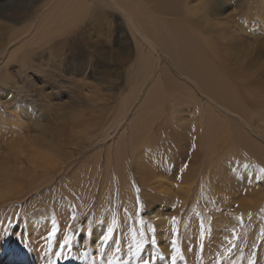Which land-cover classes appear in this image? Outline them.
Returning a JSON list of instances; mask_svg holds the SVG:
<instances>
[{"label": "rangeland", "instance_id": "1", "mask_svg": "<svg viewBox=\"0 0 264 264\" xmlns=\"http://www.w3.org/2000/svg\"><path fill=\"white\" fill-rule=\"evenodd\" d=\"M52 1L0 0V236L7 233L0 243V264H141L153 249L163 264H172L174 254L176 264H249L253 253L255 264H264V1L214 0L209 6L192 0L182 15L186 21L164 17L183 22L197 55L231 89L240 110L218 105L198 83L176 71L168 57L157 59V52L141 79L136 53L143 45L135 38L137 27L131 28L125 11L108 0H95L111 13L99 50L83 47L76 33L61 41L37 35ZM93 7L88 0L82 27ZM162 67L173 82L168 88L165 83L164 98H177L155 105L158 117L147 113L145 131L156 132L151 144L164 143L165 133L157 128L165 113L172 117L168 105L186 118L181 129L178 125L182 137L176 143L183 152V183L175 184L182 192L164 184L151 194L167 192L181 204L173 215L177 225L164 227L172 238L163 229L159 238L149 220L147 212L162 207L140 191L130 158L133 151L141 154L138 145L150 141L144 133L133 139L131 121L151 85L166 79ZM209 114L218 128L240 135L243 160L240 150L230 152L232 139L226 133L207 140ZM222 155L229 156L225 163L232 160L243 170L238 190L235 169L227 180L225 163H217ZM140 160L135 156V164ZM222 178H232V189ZM189 179L191 186L185 183ZM152 191L147 187L146 192ZM181 225L186 234H180ZM108 228L113 231L105 243ZM21 234L29 250L17 239ZM185 237L192 242L183 246L195 253L191 259L180 245ZM65 239L69 243L58 260L55 253ZM137 243L142 250L137 251Z\"/></svg>", "mask_w": 264, "mask_h": 264}, {"label": "bare ground", "instance_id": "2", "mask_svg": "<svg viewBox=\"0 0 264 264\" xmlns=\"http://www.w3.org/2000/svg\"><path fill=\"white\" fill-rule=\"evenodd\" d=\"M89 1L94 4V7L92 8V14L87 20V25H85V27H82V22L84 21L83 19L86 17L85 12H87V10L85 11V6L88 0H53L45 13V20L42 19L41 21V27L37 35H41V37L48 38V40L51 41L53 37L59 38L64 35L69 36L76 33V37L81 41V45L83 47L90 50H99L100 46L105 41V38L103 39V24H106L107 28L109 27V23L107 22L106 18L107 16L111 15V13L105 10V3H103V5H100L97 4L95 0ZM136 1H139L141 4L137 3ZM191 1L192 0H108L107 2H110L112 3V5L118 6V8L120 7L121 9H123V11H125V13L127 14V18L130 22L129 24L131 28L137 27V29L135 28V31L137 32L135 38L143 45L142 51H138L136 53V72L140 75V78L146 73L148 68L152 66L154 53L157 52V59H162V56L168 57L170 60V64L176 71H178L182 75L188 76L190 79L198 83L202 90L208 93L211 99H213L218 105L232 110H240L231 89L227 87L224 82L215 73H213L211 69L197 55L196 44H192L191 35L187 34L186 30L181 24L183 22L178 23L172 22L170 20H164L165 16H170L176 19L181 17V20L186 21L185 19H187V17L182 19V15L186 12V5ZM213 1L214 0H204V2H208L209 6L210 4H215L213 3ZM202 6L206 9H209V7L207 8L206 6H204V4ZM205 12H207V10H205ZM153 15H155L156 17ZM205 16L206 15H204V17ZM61 40L66 39L62 37L60 41ZM199 48L198 50H200ZM159 72H161V76L163 73L164 78L166 77V79L164 80V82L155 81L151 85L150 90L147 92L145 98H143L144 100L142 102V109L135 115V117L131 121V134H133V139L134 134L142 135L144 133L145 139L150 141L138 145V151L141 154L135 155V152L133 151V156H131L130 158L133 162L136 176L140 181V191L144 196L150 195V197H152L154 200H157L162 207L160 209V212H155L154 210L153 213L147 212L149 220L154 223L159 238L163 234L167 233L169 238H172V233L166 232L165 229L166 227L173 229L172 227L177 225L176 220L175 223H173V217H175L173 215L181 210V204L167 197L169 196L167 192H164L163 194L162 191H158L157 195L151 194L154 191H157L153 188L163 187L164 184L165 186H170L173 189H177L176 191H178L179 189L180 192H182L183 188L178 186V184H175L183 183V181L180 179L183 164L181 157H183V152H180V150L177 149L178 147H176V143L177 140L182 137V130H179L178 125L181 129L180 124L186 118L178 109L174 110L173 106L168 105L170 107L169 112L172 117L167 118L168 112L165 113L164 116H162V119L159 121V127L157 128L159 134H161V130L165 133V137H162V143H164L162 145L157 144L156 142L151 144V141L154 139L156 132H153L152 134L150 133V131H145V120L147 113H150L153 117H158L157 111H154V106L159 103H162L163 105L166 104L164 102L165 99L169 101V99L171 98H177H164L163 90L165 86L167 85L166 88H168V85L173 82L167 76L168 74H166L165 68H159ZM144 109L146 110V112L144 111ZM159 111H161L160 108ZM163 113L164 109L162 110L160 115H162ZM171 119H173L172 124ZM205 126L207 140L213 141V138L218 136L220 133H226L225 137L232 139L230 146H232L233 148L228 146L230 147V152H236L237 154L238 150H240V155L238 156V158L243 160V141L238 142L237 140V137H239L240 135L233 137L232 135H230V129L226 131V129L222 130L218 128L216 119L212 117L207 121V125ZM168 129L169 131L167 132ZM194 135L195 134H193V136ZM129 148H132V146L130 145ZM120 152L121 148L120 150H118V153ZM135 156L141 159L138 162V165L135 164ZM228 158L229 156H219L217 158V163H225L226 159ZM234 159H236V157ZM139 165H143L145 168L140 169L138 168ZM233 168L235 169V172L237 173V177L239 179L235 187V190H238L239 187L243 186V170L238 169L232 160L225 163L224 171H227L225 172V177L227 178L228 172ZM217 171L222 172L221 169H217ZM152 179H155L153 184H147ZM121 181L123 182V180ZM192 181V179L185 180V183L187 182L189 183V186H191L190 184ZM220 181H224L227 189H232L230 186L232 178L229 179V182H227L225 178H222ZM123 183L126 184V182ZM147 187L153 191L151 193H149L150 191L146 192ZM131 195L132 194H130V197ZM121 197H125V195L121 194ZM166 206L170 209V212L168 213H164L163 207ZM167 214L172 216V218H168ZM218 228L220 229V227ZM158 229H160V233ZM161 229H163L165 233L161 234ZM215 232L216 230L213 232V235L215 234ZM182 233L186 234V229L181 225L180 234L182 235ZM180 238L181 237L178 236L177 239ZM144 240H146V237L144 238ZM190 243H192L191 240L185 237V239L180 242V245L183 247ZM237 247H242V243ZM183 248L186 251L188 259H191L195 255V253L192 254V252H190L189 247ZM152 251L153 252L151 253V256H157L156 258L157 260H159L156 263L163 264L164 262L161 260V257H158V252L154 249ZM126 253L128 254V252ZM89 262L90 263L88 264H92L91 260ZM25 263L26 262L21 260H10V262H8V264ZM104 264L109 263L105 261Z\"/></svg>", "mask_w": 264, "mask_h": 264}, {"label": "snow or ice", "instance_id": "3", "mask_svg": "<svg viewBox=\"0 0 264 264\" xmlns=\"http://www.w3.org/2000/svg\"><path fill=\"white\" fill-rule=\"evenodd\" d=\"M245 167H247V165H245ZM260 172L264 173V168H261ZM262 211H264V209H262ZM175 220H176V218L173 217V223H175ZM241 222H242V220H241ZM112 231H113L112 228H108V230H107L108 235H105L103 237V240L105 243H107L108 239L110 238ZM152 231H154V229ZM143 235H144V233L141 232V236H143ZM233 236H234V238H236L235 233L233 234ZM261 236L264 237V229L261 230ZM5 239H7V233H5L4 236H0V243H2ZM17 239L20 240V242H21V244L25 250L30 249L31 246H30L29 242L25 239H22V234L17 236ZM69 239H65L64 242L60 245V251H57L55 253L58 260L62 257V255L64 253L65 245L69 243ZM133 240H135V232H133ZM152 243L153 244L156 243L154 236L152 238ZM229 243H231V241H229ZM142 247H143V245L141 243L136 244L137 251L142 250ZM172 247L174 250L178 251V249L176 247V240L172 241ZM235 247H236V245L232 244V248H235ZM228 251L231 252V249H228ZM255 255H256L255 253L252 254V259L249 260V264H255ZM63 258L68 259V257L66 255L63 256ZM155 260H156V256H151L150 259H144L143 257H141V264H152V262ZM50 264H54V262H50ZM172 264H176V255L175 254L172 256Z\"/></svg>", "mask_w": 264, "mask_h": 264}]
</instances>
